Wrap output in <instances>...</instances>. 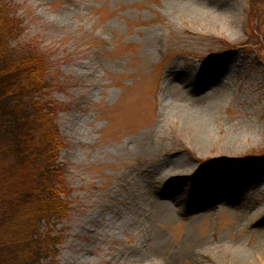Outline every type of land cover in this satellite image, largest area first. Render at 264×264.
<instances>
[{
  "label": "rangeland",
  "instance_id": "1",
  "mask_svg": "<svg viewBox=\"0 0 264 264\" xmlns=\"http://www.w3.org/2000/svg\"><path fill=\"white\" fill-rule=\"evenodd\" d=\"M1 14L0 211L58 188L55 171L71 211L0 264H264V0H0ZM39 50L51 76L25 87L9 66ZM38 109L56 152L30 145Z\"/></svg>",
  "mask_w": 264,
  "mask_h": 264
},
{
  "label": "trees",
  "instance_id": "2",
  "mask_svg": "<svg viewBox=\"0 0 264 264\" xmlns=\"http://www.w3.org/2000/svg\"><path fill=\"white\" fill-rule=\"evenodd\" d=\"M13 26L12 20L3 14L0 15V35L6 36ZM4 52L5 49L0 48V56ZM9 67L11 74L13 72L20 73L22 76L21 85L25 87L43 86L51 76L49 56L47 52L41 50L13 62ZM36 115L39 128L34 132V135L32 134L33 141L30 145L34 143L36 147L50 146L49 153L56 152L64 145L56 131V126L52 123V114H44V111L38 109ZM27 174H29V170H25L23 175L28 178ZM55 176L58 188L44 182L34 189L36 197L33 200L19 205L15 210L5 214L0 211V247L18 246L20 248L29 244L39 221L43 218L68 216L71 211L67 201L69 187L60 172L55 171ZM23 184L26 185V179L23 180Z\"/></svg>",
  "mask_w": 264,
  "mask_h": 264
},
{
  "label": "bare ground",
  "instance_id": "3",
  "mask_svg": "<svg viewBox=\"0 0 264 264\" xmlns=\"http://www.w3.org/2000/svg\"><path fill=\"white\" fill-rule=\"evenodd\" d=\"M219 185H217V184ZM214 182V180H211V182H210V185H206V189H207V192H206V195H208V197H213V198H217V199H219L220 197H222V193H224L223 191H224V188H225V185H224V183L223 182H221V181H217V182ZM235 183V182H234ZM186 184H188V181H187V183ZM228 185H229V187H227L226 188V190H231L233 187V183H229L228 182ZM185 188V187H184ZM184 188L182 189V191H181V193L179 194L181 197H189L190 195H196V192L198 191V190H194V188L193 189H187V191L186 190H184ZM218 188H219V190H218ZM234 191L235 190H241V187H240V189L237 187V189H236V187L233 189ZM232 191V190H231ZM231 191H229V193L231 192ZM237 191V192H238ZM221 194V195H220ZM198 195V194H197ZM204 195H205V193H204ZM196 197V196H195ZM194 199V198H193ZM206 199V202H210L209 201V199L208 198H205ZM225 199H227V198H225ZM224 199V200H225ZM198 201H200L198 198H196L195 200H193L192 201V203L193 202H196L197 203V205H200V204H204L203 202H199L198 203ZM194 205V204H193ZM206 205V204H205ZM235 261L236 260H238L239 262H241V261H244L245 260V258H242L241 257V255H239V254H235Z\"/></svg>",
  "mask_w": 264,
  "mask_h": 264
}]
</instances>
